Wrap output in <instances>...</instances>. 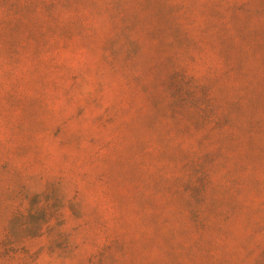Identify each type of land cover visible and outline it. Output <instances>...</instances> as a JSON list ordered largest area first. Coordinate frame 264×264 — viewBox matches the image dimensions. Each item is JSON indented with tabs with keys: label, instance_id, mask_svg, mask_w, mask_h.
<instances>
[{
	"label": "rangeland",
	"instance_id": "1",
	"mask_svg": "<svg viewBox=\"0 0 264 264\" xmlns=\"http://www.w3.org/2000/svg\"><path fill=\"white\" fill-rule=\"evenodd\" d=\"M0 264H264V0H0Z\"/></svg>",
	"mask_w": 264,
	"mask_h": 264
}]
</instances>
